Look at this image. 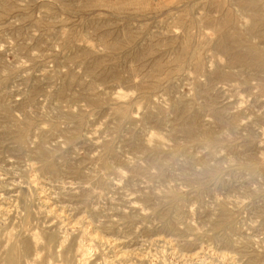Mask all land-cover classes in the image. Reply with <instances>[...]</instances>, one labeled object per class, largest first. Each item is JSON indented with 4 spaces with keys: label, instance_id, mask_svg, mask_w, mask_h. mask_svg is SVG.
Here are the masks:
<instances>
[{
    "label": "rangeland",
    "instance_id": "obj_1",
    "mask_svg": "<svg viewBox=\"0 0 264 264\" xmlns=\"http://www.w3.org/2000/svg\"><path fill=\"white\" fill-rule=\"evenodd\" d=\"M260 54L264 0H0V264H264Z\"/></svg>",
    "mask_w": 264,
    "mask_h": 264
},
{
    "label": "bare ground",
    "instance_id": "obj_2",
    "mask_svg": "<svg viewBox=\"0 0 264 264\" xmlns=\"http://www.w3.org/2000/svg\"><path fill=\"white\" fill-rule=\"evenodd\" d=\"M259 57L263 58L264 55L263 54H260ZM261 63V62H260ZM264 65V64H263ZM262 69H264V66H262ZM48 204V203H47ZM53 208H51L52 210ZM1 210V209H0ZM54 210V209H53ZM50 212V211H49ZM57 212V211H56ZM58 213V212H57ZM59 214V213H58ZM57 214V215H58ZM59 216V215H58ZM73 225V224H72ZM71 227V226H70ZM76 227V226H75ZM72 228V227H71ZM79 228V227H78ZM90 229V228H89ZM90 231V230H89ZM88 231V228L87 226L84 227L82 229V232H81V235H82V238L84 237V235H89L91 233H89ZM92 235V234H91ZM99 236V235H98ZM90 237V235H89ZM93 237V236H92ZM90 237V238H92ZM95 239L96 236H94ZM99 238V237H98ZM47 240L49 243L53 242L56 240V235L54 233H48L47 234ZM101 240V239H100ZM106 241V240H104ZM103 240H101V242H104ZM111 241V240H110ZM118 243V242H117ZM72 247H76L77 249L81 247V242L78 243L77 239L72 243ZM125 255V254H124ZM21 254H19V251L17 250V247H14L12 249H10L8 252H7V258H6V264H21ZM186 257V256H185ZM188 257V256H187ZM124 258V257H123ZM200 258V257H199ZM197 258V259H199ZM201 259V258H200ZM155 262V261H154ZM38 263V262H37Z\"/></svg>",
    "mask_w": 264,
    "mask_h": 264
}]
</instances>
